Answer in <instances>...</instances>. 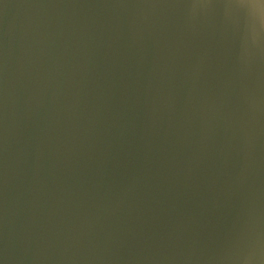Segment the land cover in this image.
Returning <instances> with one entry per match:
<instances>
[{
    "label": "water",
    "instance_id": "obj_1",
    "mask_svg": "<svg viewBox=\"0 0 264 264\" xmlns=\"http://www.w3.org/2000/svg\"><path fill=\"white\" fill-rule=\"evenodd\" d=\"M0 264H264V0H0Z\"/></svg>",
    "mask_w": 264,
    "mask_h": 264
}]
</instances>
